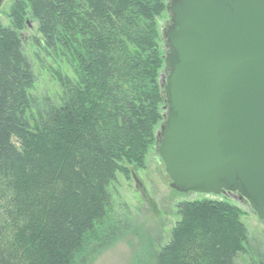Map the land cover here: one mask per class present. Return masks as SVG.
I'll list each match as a JSON object with an SVG mask.
<instances>
[{"label": "trees", "instance_id": "16d2710c", "mask_svg": "<svg viewBox=\"0 0 264 264\" xmlns=\"http://www.w3.org/2000/svg\"><path fill=\"white\" fill-rule=\"evenodd\" d=\"M169 1L12 0L0 22V264H94L133 232L110 189L144 167L164 120L157 19ZM26 45L60 94H33ZM178 214L149 264H237L246 252L240 208L203 199Z\"/></svg>", "mask_w": 264, "mask_h": 264}, {"label": "water", "instance_id": "95a60500", "mask_svg": "<svg viewBox=\"0 0 264 264\" xmlns=\"http://www.w3.org/2000/svg\"><path fill=\"white\" fill-rule=\"evenodd\" d=\"M167 11L157 154L169 188L236 193L264 222V0H170Z\"/></svg>", "mask_w": 264, "mask_h": 264}, {"label": "rangeland", "instance_id": "374dc122", "mask_svg": "<svg viewBox=\"0 0 264 264\" xmlns=\"http://www.w3.org/2000/svg\"><path fill=\"white\" fill-rule=\"evenodd\" d=\"M12 0H4L0 5V22L8 24L7 14ZM170 13L165 11L157 19L159 32V47L164 54L168 47L164 31L170 24ZM35 23L29 24L24 30L23 37L29 41L35 34ZM26 54L33 60V71L36 78L33 94L37 98L53 97L60 94V88L55 78L47 68H43L35 57V49L26 45ZM46 65H52L48 62ZM49 67V66H48ZM165 77L164 71L160 73ZM167 110H163V114ZM159 123L154 129V143L148 148L143 168L133 169L141 183L137 187L131 175L125 178L117 174L110 189V205L113 212L125 217L133 227V232L117 243L113 248L103 253L94 264H149L151 253L170 241L171 232L179 221L178 206L183 202H194L203 199L227 202L240 208L244 214L240 218L248 236L246 252L236 259L237 264H258L264 260V222L259 221L247 204L238 197L224 195H201L196 193L181 194L169 188L170 179L165 172L164 163L157 154ZM14 144L16 142L13 140Z\"/></svg>", "mask_w": 264, "mask_h": 264}, {"label": "flooded vegetation", "instance_id": "af4514ba", "mask_svg": "<svg viewBox=\"0 0 264 264\" xmlns=\"http://www.w3.org/2000/svg\"><path fill=\"white\" fill-rule=\"evenodd\" d=\"M226 194H228V195H230V196H235L233 193H226ZM236 197H238V198H239V196H238V195H236Z\"/></svg>", "mask_w": 264, "mask_h": 264}]
</instances>
